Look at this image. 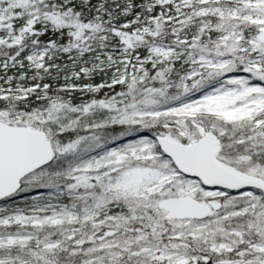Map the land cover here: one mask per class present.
<instances>
[{"label": "rangeland", "instance_id": "rangeland-1", "mask_svg": "<svg viewBox=\"0 0 264 264\" xmlns=\"http://www.w3.org/2000/svg\"><path fill=\"white\" fill-rule=\"evenodd\" d=\"M50 1L52 6H64L76 0ZM136 1L138 0H101L100 4L109 6L110 11H116L118 3L130 8L134 2L137 3ZM147 2L151 7L160 6L164 9H158L156 12L153 9L140 11L138 8L142 5L134 4L136 12L122 25L124 29H131L134 37L122 35L126 43L122 50H96L94 53H87L79 48L61 54L51 47L43 46L31 50L23 59L0 57V105L8 104L10 99L24 103L34 91H40L36 95V101H45L48 96L44 92L46 89L52 92L69 91L70 96L72 91H82L79 98L85 101L98 96L99 89L105 87L104 96L109 99L115 94V85L133 81L142 67L153 68L174 62L178 67L173 74L174 87L181 90L182 94L179 98L155 109L149 107L125 111L122 108L121 103L124 102L122 99L107 117L122 123L137 121L144 116L161 118L166 128L177 131L179 136L187 137L188 140L195 137L194 131L199 133V137L214 132L213 127L205 123V118L209 121L216 119L229 124H244L252 130L264 127V0H147ZM41 4L21 3L19 0L1 1L0 44L18 45L22 38L35 40L40 33L46 30L53 31V26L63 24L59 16L47 15L44 11L45 1ZM40 14L50 24L44 18L35 29ZM111 15L107 13L105 20L109 21ZM159 17L172 24H180L185 30L176 33L166 45L151 44L144 55L135 52L133 43L152 35L151 22ZM235 20L258 25L259 34L251 37L242 33L233 24ZM14 25L19 26L14 28ZM190 26L193 27V33L188 29ZM197 31L213 33L205 40L206 44L212 46L211 49L200 48L196 44L199 40L196 36ZM61 38L62 36L57 37L56 41ZM105 38L109 36L102 35L98 39ZM239 42L242 43L240 48L235 45ZM225 45L239 49L242 57L239 68H232L231 59L224 53ZM113 102L118 100H112L111 104ZM4 113V110L0 109V115ZM20 118L16 117L17 120ZM35 119L38 117L28 119L29 127L36 128L32 124ZM44 119L45 116L41 121ZM187 121H190L194 129L187 125ZM37 128L42 130L41 127ZM164 135L166 134L162 132L156 134L157 137ZM86 139L87 137L76 140L67 145L64 151L77 148L85 150L90 141L87 139L85 144ZM160 155L164 157L163 160L160 159V166L144 164L147 160L155 162V158ZM167 162L169 163L170 159L161 154L153 136H143L136 132L93 150L80 159L73 165L68 176L69 183L64 188L57 186L58 184L44 186L42 190H30L33 195L30 200H23L24 202L17 204L1 202L0 225L56 227L58 229L56 238L52 236L41 240L34 244L35 247L48 251L62 243L71 247L72 252H77L75 250L81 247L84 240L93 239V235L88 239L76 238L78 235L81 236L76 233L81 231L88 221H91L92 226H99L117 219L111 203L113 197H139L151 201L154 195L168 189L174 181L178 187L174 190L173 196L198 194L200 198H215L225 194L222 190L205 188L198 180L185 176L180 178L181 174L176 167L169 166ZM38 179L32 177L27 181L31 185ZM236 196H252L256 199L261 197L256 191H242ZM75 199L81 201L78 205L80 207L76 206ZM148 205L151 208L154 204ZM256 205V202L252 201L251 205L231 210L223 216L228 218L240 216L255 209ZM261 219L256 231L260 228L264 230V214ZM179 222L181 223L177 224V227L180 228L188 224L186 221ZM210 224L211 222H206L194 225V229H190L193 231L190 235L193 237L201 235L207 231ZM30 241L31 235H8L0 238V246L21 251L29 246ZM109 245L114 247L107 241L100 244L99 248L104 250ZM211 249L229 252L231 247L224 241L213 245ZM144 251L149 254L153 264L190 262L186 255L178 251L159 247L152 250L146 248ZM37 259L38 262L33 263L29 258L20 256L0 258V264L52 263L48 258ZM90 261L96 262L95 264H110L105 260L96 261L95 258ZM216 264H264V239L251 242L239 250L235 257L221 259Z\"/></svg>", "mask_w": 264, "mask_h": 264}, {"label": "trees", "instance_id": "trees-1", "mask_svg": "<svg viewBox=\"0 0 264 264\" xmlns=\"http://www.w3.org/2000/svg\"><path fill=\"white\" fill-rule=\"evenodd\" d=\"M1 1L5 2V0ZM39 1L19 0L21 3L35 2L37 4L45 1L44 11L47 15L50 17L59 16L63 24L58 27L53 26V31L46 30L40 33L35 40L22 38L18 45L0 44V57L23 59L31 50L43 46L51 47L61 54L76 51L79 48L87 51V53H94L96 50H122L126 44L122 35L127 34L134 37L131 29L122 27L124 22L136 12L133 8L134 4L142 5L138 8L140 11L153 9L156 12L158 9H164L160 6H149L147 0H138L130 8L118 3L116 11H110L109 6L100 4L101 0H76L64 6H52L50 0H43L41 3ZM107 13L112 14L109 21L105 20ZM44 18L40 14L37 24L34 26L35 29L39 27V23ZM45 20L49 23L46 18ZM233 24L239 31L248 36L256 37L259 34V26L254 23L235 20ZM151 25L153 26V34L133 43L134 51L141 55L145 54L151 44L166 45L171 37L185 28L180 24L167 22L163 17L152 21ZM17 26L19 25L13 27L17 28ZM188 29L193 33L192 26ZM102 35H108L109 38L98 39ZM212 35V32L197 31L196 36L199 37V40L196 44L200 48L211 49L212 46L206 44L205 40ZM59 36L62 38L56 41ZM226 43L228 44L229 41ZM235 45L240 48L242 43L239 42ZM224 53L231 59L232 68L237 69L241 66L242 57L238 48L233 49L232 46L225 45ZM177 69L178 67L174 62L153 68L144 66L138 71L133 81L115 85V94L111 95L112 97L109 99L104 96L105 87L99 89L98 96L85 101L79 98L82 91H72L70 96L69 91L52 92L50 89H46L44 92L48 96L45 101H36V95L40 91H34L24 103L17 99H10L8 104L3 105L5 107L0 105V109L5 112L4 115H0V120L13 126L29 127L28 119L38 117L32 124L36 128H42V131L49 137L54 151V158L49 164L21 181L20 191L29 193L30 190H42L45 188L44 186H55L56 184L64 188L69 183L68 176H70L73 165L80 159L93 150L105 147L136 132L143 136H155L162 132L168 134L173 140L185 144L201 138L197 131H194L195 137L191 140L179 136L177 131L166 128L164 120L161 118L153 119L144 116L137 121L122 123L112 121L111 117H107V114L114 111L122 99L124 102L121 104L123 111H125L149 107L155 109L179 98L182 95L181 90L174 87L175 76L173 75ZM102 74L104 75V73ZM112 100H118V102L111 104ZM105 105L109 107H105ZM19 116L21 118L17 120L16 117ZM44 116V121H41ZM205 119V123L213 127V133L220 136L221 149L217 159L229 165L235 172L264 180V127L252 130L244 124H229L223 120L213 119V121H209L208 118ZM187 125L194 129L190 121H187ZM85 137L90 140L85 150L77 148L64 151L67 145ZM163 158L160 155V157L155 158V162L147 160L144 164L159 165L160 159L163 160ZM168 165L172 164L169 162ZM32 177L39 179L30 185L27 180ZM180 178L182 177L180 176ZM177 187L178 185L174 181L168 189L166 186L165 191L154 195L151 201L139 197H113L111 203L114 206L117 217L115 220L117 221L113 220L114 222L99 226H92L91 221H88L85 227L83 226L82 230L76 233L81 234V236L78 235L76 238L88 239L93 235V239L84 240L81 247L75 250L77 252H72L71 247L62 243L55 249L48 251H42L39 247H35L34 244L41 240L52 236L56 238L58 234L56 227L0 225V238L18 234L31 235L29 246L21 251L0 246V258L20 256L29 258L34 263L38 262V257H42L50 259L51 264H95L96 262L90 261L94 258L96 261H108L110 264H153L149 254L144 250L159 247L186 255L190 259L188 264H216L221 259L235 257L239 250L251 242L264 239V230L260 228L256 231L264 214L263 193H259L260 199L252 196L237 197L231 192L215 198H200L198 194H191L194 198L211 204L213 206L212 213L206 220L186 221L188 224L180 228L177 227V224L181 222L167 221L164 214L157 208V203L163 198L173 196ZM32 196L26 195L10 203L24 202L23 200H30L33 198ZM75 201L77 200L75 199ZM84 201L87 203L86 200ZM252 201L257 204L252 211L231 218L223 216L231 210L251 205ZM76 203V206L80 207L78 205L81 201ZM148 203L154 205L150 208ZM206 222H211L206 232L196 237L190 235L193 232L190 229H194V225ZM103 240L104 242L109 241V244H113L114 247L109 245L108 248L101 250L99 245L104 243ZM224 241L231 247L229 252H217L211 249L213 245Z\"/></svg>", "mask_w": 264, "mask_h": 264}, {"label": "water", "instance_id": "water-1", "mask_svg": "<svg viewBox=\"0 0 264 264\" xmlns=\"http://www.w3.org/2000/svg\"><path fill=\"white\" fill-rule=\"evenodd\" d=\"M157 142L181 174L198 179L207 188L239 191L253 185L264 192L263 181L234 173L216 161L215 153L220 149V142L212 132L190 144L166 136L157 137ZM52 159L50 140L42 131L0 121V201L16 194L24 177ZM158 208L166 212L167 220H202L210 213L209 206L190 196L163 199Z\"/></svg>", "mask_w": 264, "mask_h": 264}]
</instances>
